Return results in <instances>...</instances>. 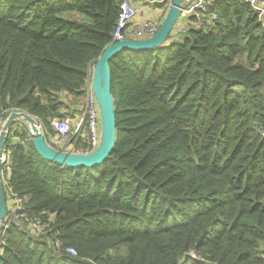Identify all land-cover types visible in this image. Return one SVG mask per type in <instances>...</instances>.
I'll return each mask as SVG.
<instances>
[{"label": "trees", "instance_id": "obj_1", "mask_svg": "<svg viewBox=\"0 0 264 264\" xmlns=\"http://www.w3.org/2000/svg\"><path fill=\"white\" fill-rule=\"evenodd\" d=\"M122 1L0 0V115L35 116L51 145ZM212 9L213 24L111 58L117 140L100 165L51 162L12 125L6 196L46 232L9 224L0 264H264V20L247 3Z\"/></svg>", "mask_w": 264, "mask_h": 264}, {"label": "built area", "instance_id": "obj_2", "mask_svg": "<svg viewBox=\"0 0 264 264\" xmlns=\"http://www.w3.org/2000/svg\"><path fill=\"white\" fill-rule=\"evenodd\" d=\"M174 0H161L164 7L168 11L173 5ZM226 3H247L255 11L259 21L262 23L264 20V0H223ZM215 0H193L192 4L185 5L181 10V16L177 22V28L181 35L185 34L189 26L195 25L198 28L205 27L208 24L215 23L219 18V13L212 9L214 8ZM136 15V8L131 0H123L120 5V14L117 20L116 29L113 34V42H118L124 39H146L153 37L159 30L160 25L153 22H145L141 25L135 26L130 30L128 27ZM192 18V19H191ZM95 64L90 65L88 76L85 84V97L84 104L81 108V119L77 129L72 134V123L68 116L53 121V129L56 132L59 141L67 143L65 145L66 152H73L76 154H89L93 152L100 143L101 128L99 127L100 114L96 102V98L92 88L93 73ZM35 117V116H34ZM38 121V128L44 134L46 133L45 126L35 117ZM5 118L0 115V130L3 127ZM87 129L88 137L86 138V146L79 145L82 131ZM260 134L264 138V131L260 130ZM29 138L32 140L31 134ZM17 139V137L15 138ZM70 144L71 148L66 150ZM1 163L5 166L8 177L10 175L9 157L3 151ZM7 179V178H6ZM7 185V182H6ZM8 188V186H7ZM6 191V190H5ZM18 226L19 230H27L33 235H42L46 232V224L43 219L37 215L29 214L24 207L23 200L11 188H8L7 195V218L0 226V256L2 255L5 242L6 230L9 224L14 223ZM54 246L57 249H63L62 243L57 240L54 241ZM65 251L72 256H77V251L74 247H67ZM192 256L196 259L202 260L200 254L191 251L186 257ZM185 257V258H186Z\"/></svg>", "mask_w": 264, "mask_h": 264}, {"label": "water", "instance_id": "obj_3", "mask_svg": "<svg viewBox=\"0 0 264 264\" xmlns=\"http://www.w3.org/2000/svg\"><path fill=\"white\" fill-rule=\"evenodd\" d=\"M193 0H174L158 32L151 38L124 39L109 45L95 64L92 88L96 98L101 125L98 147L91 153L81 155L59 151L46 141L45 134L38 128L35 117L24 111H12L5 118L0 130V223L7 216V196L3 184L1 157L6 138L15 122H25L30 127L32 142L37 152L45 159L68 167H94L103 163L112 153L117 140V122L114 97L111 90V69L109 61L124 49H153L163 46L169 40L181 16L182 8Z\"/></svg>", "mask_w": 264, "mask_h": 264}, {"label": "crops", "instance_id": "obj_4", "mask_svg": "<svg viewBox=\"0 0 264 264\" xmlns=\"http://www.w3.org/2000/svg\"><path fill=\"white\" fill-rule=\"evenodd\" d=\"M136 8V15L133 18L131 24L129 25V29L132 30L135 28V26L141 25L145 22H153L157 25L162 24L163 20L165 19L167 15V10L164 7L163 2L161 0H131ZM173 34H178L175 37L172 36L173 39H178L181 35L178 31L177 25L174 28ZM84 104V100L82 101V104L79 106L70 107V109L66 112V116H68L71 119L72 123V134L77 129V126L80 123L81 119V108ZM23 126H27L28 131L30 132V127L27 123L22 122ZM53 127V122H52ZM54 130V129H53ZM88 137L87 129L84 128L81 134V141H85L84 139ZM49 141L57 145L56 147L59 149L65 150V143L64 141H59L57 136L49 135ZM70 144L66 147L67 149H70ZM7 178V176H6Z\"/></svg>", "mask_w": 264, "mask_h": 264}, {"label": "rangeland", "instance_id": "obj_5", "mask_svg": "<svg viewBox=\"0 0 264 264\" xmlns=\"http://www.w3.org/2000/svg\"><path fill=\"white\" fill-rule=\"evenodd\" d=\"M193 3V1H191L189 4H192ZM46 134V133H45ZM56 136H57V134H56ZM58 137V136H57ZM50 142V141H49ZM51 143V142H50ZM51 145H53V146H57V145H54V144H52L51 143ZM2 177H3V181H4V183H5V181H6V174H5V171H3V173H2ZM0 226H1V223H0Z\"/></svg>", "mask_w": 264, "mask_h": 264}]
</instances>
